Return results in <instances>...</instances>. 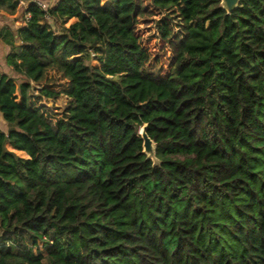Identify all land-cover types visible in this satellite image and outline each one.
I'll use <instances>...</instances> for the list:
<instances>
[{
  "label": "trees",
  "instance_id": "obj_1",
  "mask_svg": "<svg viewBox=\"0 0 264 264\" xmlns=\"http://www.w3.org/2000/svg\"><path fill=\"white\" fill-rule=\"evenodd\" d=\"M150 4L157 41L135 0H28L0 25V264H264V0ZM61 95L51 124L33 100Z\"/></svg>",
  "mask_w": 264,
  "mask_h": 264
},
{
  "label": "rangeland",
  "instance_id": "obj_2",
  "mask_svg": "<svg viewBox=\"0 0 264 264\" xmlns=\"http://www.w3.org/2000/svg\"><path fill=\"white\" fill-rule=\"evenodd\" d=\"M139 8H138V23H137V30L142 35L143 39L145 40H152L157 41V31L155 28V20L158 19L163 14H166L165 11H158L155 8H152L149 4L148 0H139ZM17 9L13 13H0V25H16L15 20H20L23 18V10H19L17 13ZM170 12V11H169ZM174 15V14H173ZM172 17V25H173V35L170 38V41L166 45V61H165V67H164V73H169L173 70V63H174V55L176 51V45L181 38V34L178 35V32H180V23L179 21L174 17ZM88 54V56H87ZM84 53L81 55L83 58H87V62L93 66H98V62L95 59V56L91 52ZM20 79H16V82L18 83ZM68 98L64 95H61L56 100H45L41 99L39 102L36 100L34 103L37 107H41L42 112L44 113L47 120L54 124V122L63 115L64 110L68 103ZM40 250H43V247H39Z\"/></svg>",
  "mask_w": 264,
  "mask_h": 264
},
{
  "label": "crops",
  "instance_id": "obj_3",
  "mask_svg": "<svg viewBox=\"0 0 264 264\" xmlns=\"http://www.w3.org/2000/svg\"><path fill=\"white\" fill-rule=\"evenodd\" d=\"M38 2H40L43 6L42 8L44 10L48 9L49 7H52L53 5H55L59 0H37ZM149 4H150V0H148ZM109 3V0H101V4L102 5H107ZM139 0H135V4L137 6V8H139ZM25 5H26V1L24 0H20L19 2V5L18 7L16 8L18 11L19 10H23L22 13H23V18L20 19V20H15V23L17 26H23L25 24V19L28 17L27 14L24 13V9H25ZM151 5V4H150ZM152 8H154L152 5H151ZM4 10L0 8V13H4L3 12ZM17 11V13H18ZM7 13V12H6ZM46 20H48L49 18H45ZM77 21V18H71L68 20V22L66 23V26L69 25L70 23H73V22H76ZM9 48L7 45H5L1 40H0V70L4 71L5 73H7L8 75L11 76L12 74V70H11V67L10 66H7L5 64V61H4V57L5 55L7 54ZM13 76V75H12ZM49 99V98H48ZM14 127L13 124H9L7 123L3 118H2V115L0 113V129L3 131V132H7L9 129H12ZM4 147L6 150L14 153L16 156L20 157V158H29V156L27 155V153L23 150H17V149H14L8 142H6L4 144Z\"/></svg>",
  "mask_w": 264,
  "mask_h": 264
},
{
  "label": "water",
  "instance_id": "obj_4",
  "mask_svg": "<svg viewBox=\"0 0 264 264\" xmlns=\"http://www.w3.org/2000/svg\"><path fill=\"white\" fill-rule=\"evenodd\" d=\"M239 0H220V6L226 10L227 13L236 8ZM147 123L142 124L139 128V135L142 140V152L152 161L153 165H158L159 160L155 155L156 145L154 141L147 135Z\"/></svg>",
  "mask_w": 264,
  "mask_h": 264
},
{
  "label": "built area",
  "instance_id": "obj_5",
  "mask_svg": "<svg viewBox=\"0 0 264 264\" xmlns=\"http://www.w3.org/2000/svg\"><path fill=\"white\" fill-rule=\"evenodd\" d=\"M24 1H28V0H24ZM29 1H32V2H35L36 4H38L40 7H42L43 5L40 3V2H38L37 0H29ZM44 18H49L48 17V15H45V17ZM33 93L36 95V94H38V88L36 87V86H34L33 85ZM43 99V101H45V100H49V101H51L52 99H48V98H42ZM53 101V100H52Z\"/></svg>",
  "mask_w": 264,
  "mask_h": 264
}]
</instances>
